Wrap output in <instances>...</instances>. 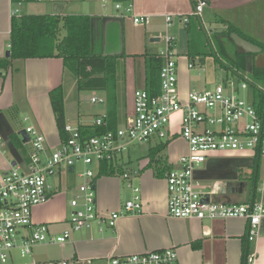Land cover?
<instances>
[{"label":"crops","instance_id":"1","mask_svg":"<svg viewBox=\"0 0 264 264\" xmlns=\"http://www.w3.org/2000/svg\"><path fill=\"white\" fill-rule=\"evenodd\" d=\"M80 1L93 4L96 2V0ZM15 2L16 0H0V60L8 59L6 53L10 48L13 10H19L17 16H21L19 8L23 9L28 4H43L26 1L21 7L15 8L18 7ZM65 2L69 0L58 1V5L63 7L62 10ZM206 2V7L209 6L218 14L234 12L242 7H254L257 0H206ZM127 3L133 4L135 15L149 16L150 24L135 25L132 19H121L119 15L97 14L88 7L85 10L93 13L78 12L74 15H63L62 10L58 14L54 11L48 13L41 10L30 14L90 17L92 51L93 46L95 47L98 42L97 34L104 31V23L101 19L119 20L108 24H118L122 32L124 30L123 53L111 55L102 52L99 55L116 56L118 62L123 64V72L118 71L117 90L120 112L125 111L121 123L129 116L128 104L131 103L134 107L135 92L146 89V55H158L164 47L161 39L166 33L165 16H174L170 33L176 38V48L180 40L185 39L184 36L187 40V53L177 63L179 90L182 96L192 92L189 81L191 69L188 67L190 63L188 61L195 63V67L197 62L201 65L205 62L188 56L189 38L182 19L190 17L193 13L191 0H130ZM51 5L53 8V4ZM198 20L203 25L202 15ZM220 23L223 28L219 32L225 31L229 25H232L240 33L254 39V28L252 25L245 27L238 15L232 14L229 18H221ZM152 39H160V41L152 42ZM237 50L239 51L238 48ZM256 60L254 59L255 65H257ZM230 74L228 72L221 80L229 77ZM65 76L63 60L59 58L16 60L7 69H0V134L5 140V146L0 149V178L10 169L12 163L22 162L28 157L29 144L17 148L12 145V142L17 143L19 140L22 142L18 135L22 130L34 127L39 131L46 139L49 152L54 151L62 143L51 106L50 92L61 85L65 91ZM65 112L66 125L72 126L67 113L66 96ZM103 113H107V108ZM90 125L92 124L78 121L75 127ZM167 149L168 154L163 160V167L166 169L174 168L180 157L188 151L186 143L180 137L170 141ZM248 153L251 155H247ZM262 159L252 152L217 154L207 160L202 169L196 173L195 178L202 187L227 182L235 185L244 183L245 193H239L241 187L238 186L237 193L231 196L232 203L254 202L253 175L258 162ZM136 166L132 162H123L122 165H115L116 170L113 174L96 179V209L99 214L119 211L124 203L132 198V189L129 188L131 184L141 189V212L126 214L119 219L115 229L96 222L90 230L72 232L70 239L64 245L37 246L26 258L12 255L8 264H50L62 260H74L79 264H106L107 259L112 256L126 257L163 249H175L178 264H264V221L259 237L256 241L250 242L247 222L241 219H173L168 216V189L164 176L156 174L158 168L150 165L149 158L139 160ZM93 169L97 174L99 173L97 167ZM73 174L75 173L63 170L57 176L50 178L49 186L52 187L54 195L48 204L33 211L34 222L47 224L50 236H59L64 231L70 230L67 195L79 188L73 185ZM125 174L129 175L128 180L124 179ZM215 199L220 200V198ZM255 201L264 202V183L260 188L257 185Z\"/></svg>","mask_w":264,"mask_h":264},{"label":"built area","instance_id":"2","mask_svg":"<svg viewBox=\"0 0 264 264\" xmlns=\"http://www.w3.org/2000/svg\"><path fill=\"white\" fill-rule=\"evenodd\" d=\"M26 1L58 4L57 0H16L21 7ZM193 13L201 17L206 0H191ZM108 8V0H101ZM115 9L123 13L121 19H132L135 25H149V16L134 14L132 3H115ZM19 10H13L17 16ZM190 17H184V25ZM166 33L161 39L164 47L158 54L163 60L160 71V94L151 96L146 89L135 92L134 114L121 123L116 131L101 136H84L79 128L65 126L69 139L49 152L45 137L34 127L26 129L29 135L30 154L21 163L10 166L0 178V264H8L13 252L21 258L33 253L40 245H64L72 232L90 230L99 222L115 229L120 218L142 210L141 189L129 184L132 198L119 211L99 214L96 209L95 181L97 167L112 163L135 144L151 141L170 142L180 137L187 145V154L180 157L176 166L164 178L168 189V216L185 220L241 219L248 225V240L254 242L260 235L264 221V202L227 203L217 201L210 187H202L195 178L207 160L217 154L252 152L264 158V88L253 86L245 75L232 73L212 89L192 91L182 96L179 90L176 38L170 33L174 16H165ZM189 69L195 67L190 62ZM92 103H106L105 99L92 98ZM107 113L97 117L92 126L105 127ZM5 146L0 134V149ZM82 163L84 171L79 175L84 183L73 192L69 201L70 230L59 236L49 235L47 224L33 220V211L49 203L54 192L49 179L60 171L70 172ZM124 179H129L125 174ZM208 189L202 193L199 190ZM209 196V201L204 202ZM50 264H79L74 260H62ZM106 264H178L175 249L146 252L126 257H109Z\"/></svg>","mask_w":264,"mask_h":264},{"label":"trees","instance_id":"3","mask_svg":"<svg viewBox=\"0 0 264 264\" xmlns=\"http://www.w3.org/2000/svg\"><path fill=\"white\" fill-rule=\"evenodd\" d=\"M112 1L115 3H127L130 0ZM191 18L189 23L186 24L189 38L188 56L191 59H200L204 62L205 58L214 56L215 61L221 63L217 54L220 53L225 57H229L234 65L233 68H229L221 63L226 71L234 76L243 75V71L251 72L255 78V83L264 84V67H259L255 64L251 65L249 62V57H255L257 54L248 55L236 50L233 55L229 56L225 42L228 41L233 44L231 35L237 33L243 39L260 47L262 54H264V43L245 36L234 26L229 25L225 31L215 34L217 53L214 49L210 51L202 40L197 42V35L202 31V24L198 20L199 17ZM9 51L10 57L0 60V69H7L16 60L59 58L63 60L65 72H69L73 76L78 92L100 91L105 93L107 99V125L105 127L80 126L79 130L84 136H101L110 131H116L121 124L123 118L117 96L119 59L116 56L98 55L92 51V24L90 17L61 15L13 16ZM162 65L163 60L158 55H146L145 87L151 96L160 94V71ZM255 83L253 86H255ZM50 101L60 140L65 143L69 139V135L65 131V91L62 85L50 92ZM169 144L170 142L157 143L149 152L150 165H155L158 168L156 174L159 176H165L170 171V169L163 167V160L160 158V154L167 149ZM12 145L17 148L22 147L23 143L19 140L17 143L12 142ZM256 167H258V164ZM115 168V164L102 163L97 178L113 174L116 170ZM253 181L255 191L252 200L255 201L258 181L256 169Z\"/></svg>","mask_w":264,"mask_h":264},{"label":"rangeland","instance_id":"4","mask_svg":"<svg viewBox=\"0 0 264 264\" xmlns=\"http://www.w3.org/2000/svg\"><path fill=\"white\" fill-rule=\"evenodd\" d=\"M58 1H63V0H58ZM107 6L108 8L105 9L103 7L101 0H96L95 4L90 2H81L80 0H69V2H65L64 4V9L62 10V14L74 15L75 13L77 14L78 12L85 14L93 13L90 11L87 12L85 10L86 7L90 8V10L101 15H119L120 13L124 12V10L118 12L115 9V2H113L112 0H108ZM15 8H19V7H15ZM79 8L81 9V11H79ZM19 9L21 16L30 15L33 12H37L41 10L48 11V13L53 12L52 5L48 3L28 4L23 9L22 7ZM232 14L238 15L240 21L244 22L245 27H250L252 25V27L255 30L254 39L264 43V0H260V2L259 0H257V3L255 4L254 7H242L239 10L229 13L216 14L213 10H211L209 6L206 7L204 9V13L202 14L203 17V25L201 26L202 31L197 35L198 36L197 42L202 40V42L208 46V49L210 51L214 49L217 53V43H216L215 34L216 32L221 31V29L223 28L220 23L221 18L224 17L229 18V16H232ZM101 21L102 23H104L103 26L104 31L101 32V34H97L98 42L96 43L95 47L93 46V52L98 55L102 54V52L104 53L106 52L107 54H111V55H115V53L117 54L123 53L124 42H125L124 30L122 32V28H120L118 24H112L119 22V20L103 18L101 19ZM251 21L254 23H252ZM108 22H112V23L108 24ZM244 35L247 36L246 34ZM184 38L185 39L180 40L177 48L175 49L177 54L176 56L177 63L179 62L180 59H183V57H185L187 53L186 36H184ZM225 44L227 46V52L229 56L233 55L236 52L237 48L231 42L226 41ZM217 54L222 64H224L226 67L233 68L234 65L232 64V61L229 57H225L220 53ZM255 57L254 56L249 57L250 64L251 65L254 64V59H257L256 60L257 65L259 67H264V54L259 53ZM185 59L187 60V58ZM221 63L216 62L214 56L205 58V62L203 65L197 62L196 67L189 70V81L191 87L190 90L196 91L195 89H197L199 91H205L208 89H212L216 85L220 84L222 82L221 79L228 74L226 69L222 67ZM118 68H119V72L120 71L123 72L122 63H119ZM242 73L243 75L247 76L250 80L254 81V83L256 82L251 72L243 71ZM255 85L258 86L259 88H264V84L262 83L260 84L255 83ZM65 96H66V104H67V113L69 114V118L71 119L70 123L74 128H76L75 126H77L78 121L84 124H93L96 118L101 116L107 108L106 105L107 102L104 104L91 102L92 98H99V99L102 98L106 100V98L104 97L106 96L104 92H100V91L78 92L76 89L75 80L69 72H66V76H65ZM128 105H129L127 111L129 115L128 117H132L134 114V107L133 104L131 103H129ZM123 109H125V104H123ZM124 114L125 111H123L122 116H124ZM155 145H156V141H151V143L149 144L132 145L129 148V151L124 153L121 157H119L116 160V162H114V164L122 165L123 162L125 163L132 162V164L136 166L139 160L148 158L150 149ZM30 151L31 150L29 145V147L27 148V155L30 154ZM167 152L168 149H166L163 153L160 154V158L162 160L166 159V155L168 154ZM247 155L250 156L251 154L248 153ZM256 170L258 173L257 185L260 188L264 183V158L258 162V167H256ZM83 171H84L83 164L77 163L75 174H73L74 177L73 185H77V188L84 183V180L79 178V175L83 173ZM208 191H209L208 189L199 190V192L202 193ZM72 196L73 193H69V195H67L68 202L71 200ZM13 255L18 257V252L14 251Z\"/></svg>","mask_w":264,"mask_h":264},{"label":"water","instance_id":"5","mask_svg":"<svg viewBox=\"0 0 264 264\" xmlns=\"http://www.w3.org/2000/svg\"><path fill=\"white\" fill-rule=\"evenodd\" d=\"M62 5H58V4H54L53 5V11L54 13L58 14L61 12L62 10ZM92 23H93V19H92ZM232 41L235 44V46L240 50L241 53H245L248 55L251 54H259L261 53V48L254 45L253 43L243 39L241 36H239L236 33H233L231 35ZM160 39H152V42H159ZM6 57L9 58L10 57V51H8L6 53ZM21 139H22V143L23 144H28L29 142V135L27 134L26 130H22L19 134H18ZM17 163H21V162H14L13 166H15ZM74 171V167L70 168V172L72 173ZM241 187V190H239L238 192L243 194L245 193V189H246V185L244 183H239V184H233L231 182H227V183H221V184H217L214 186H210L211 189V193L212 196L214 198H220V200H223L227 203H232V195H235L237 193V187ZM255 190V188H254ZM219 200V201H220ZM209 201V196L206 197L204 202H208Z\"/></svg>","mask_w":264,"mask_h":264}]
</instances>
